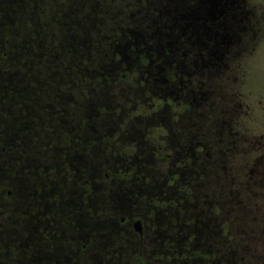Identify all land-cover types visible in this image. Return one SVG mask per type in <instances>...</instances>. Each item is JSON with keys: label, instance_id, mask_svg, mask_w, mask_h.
Here are the masks:
<instances>
[{"label": "rangeland", "instance_id": "1", "mask_svg": "<svg viewBox=\"0 0 264 264\" xmlns=\"http://www.w3.org/2000/svg\"><path fill=\"white\" fill-rule=\"evenodd\" d=\"M221 1L0 0V219H15L22 176L17 153H6L11 147L16 151L9 140H21L29 157L38 135L41 155L49 139L34 130L50 125L56 140L53 155L61 156L67 126L70 161L80 158L70 169L86 171L95 160L100 167L101 264H110L114 253L116 264H130L129 256L137 253L144 264H264V0H241L239 18L216 17L212 33L185 32L190 21L192 28H206L204 15L212 8L237 12L236 0H227L231 7ZM154 9L163 19L144 20L143 14L152 17ZM137 27L146 29L150 47L157 45L150 61L169 60L171 69L149 65V60L127 66L126 60L135 59L130 44L142 37ZM243 27L251 28L242 33ZM209 36L214 55L195 52L194 41L198 38L200 44ZM178 41L183 48L177 55ZM225 49L229 51L217 67L208 68V61L213 64ZM185 59L189 65L207 66L194 83L206 96L191 101L192 112L174 121L177 85L171 82L179 78L177 61ZM165 97L171 99L165 102ZM167 122L184 131L174 139L176 151L188 142L193 147L202 143L185 162L187 174L182 163L173 162L171 142L161 138L162 126L171 129ZM146 138L153 144L143 143ZM28 166L26 160L22 171L30 184ZM51 166L61 186L60 162L42 161L39 170ZM74 182L82 185L73 179L69 188H75ZM88 183L92 187V177ZM37 187L46 188L39 182ZM126 193L134 205L129 211L116 207ZM123 203L130 208L125 197ZM135 221L144 229L142 239L133 231ZM69 224L68 235L78 236L80 229ZM94 226L84 228L82 236L93 237ZM8 235L17 237V229L0 228V237L9 241ZM4 240L2 254L24 250L22 244ZM86 252L94 256L93 243L86 244Z\"/></svg>", "mask_w": 264, "mask_h": 264}, {"label": "flooded vegetation", "instance_id": "2", "mask_svg": "<svg viewBox=\"0 0 264 264\" xmlns=\"http://www.w3.org/2000/svg\"><path fill=\"white\" fill-rule=\"evenodd\" d=\"M112 1H117V0H112ZM236 1L238 2L237 12L230 11L232 12L230 13L228 7H227V11L226 10L218 11V7L215 8L216 11H214L212 8L210 10H207L206 14L204 15L205 20H208L207 25H205L207 26L206 28L205 27H203L202 29H199L197 27L192 28L193 22L190 21L188 25H186L184 28L185 32L187 29H191L190 35H192V33H194L195 36H198L199 33H202V35L203 34L207 35L206 31L212 33L211 26L213 24H217L216 17L217 19L218 17H220L221 19L225 18L228 19V21H229V17L239 18L240 13L242 12L241 10L242 1L241 0H236ZM221 2L222 4H225L227 3V0H223ZM227 4L229 5V3ZM229 7L231 6L229 5ZM157 11L159 10L153 11L152 17L150 15L148 16L146 14H143V17H145L144 20L146 21L162 20L163 14H161L160 12L158 13ZM215 14L218 15L216 16ZM248 15H250V12ZM246 23L249 24L248 21H246ZM158 27H160V25ZM138 28L140 27H137L136 29ZM250 28L251 27L245 29L243 27L241 32L243 33L245 31L246 33L247 31L250 30ZM138 30H141L142 33L140 34V36L142 37L136 41H132V43L130 44V47L133 48L131 52V56L135 57V59L131 58L126 60L127 66L131 69L135 65L138 64L140 65L142 63H145L146 60H149L147 61L149 65L153 66V63H155V65L158 68H163L167 66V68L171 69L170 66L171 62L169 60L150 61L149 53L151 54L152 51H155L157 49V45L154 46L151 45L150 47L147 44L146 38L148 37L147 36L148 33L146 29L145 31H143V29H138ZM132 31L134 32L133 24H132ZM211 35L214 36L215 33L214 35L213 34ZM226 35L229 37V33H226ZM210 39L211 36L205 39L206 42H201L199 44L197 38V43L196 41H194L195 47L192 46L195 48L193 50H195V52L196 50L202 51L203 54L205 53L204 55H207L209 52L213 51L211 55H214L215 49H213V47L210 46L211 45V43L209 42ZM227 42L228 44H226V48L230 46L229 41ZM167 47H169L168 44H166L161 50L163 54L166 53ZM182 48H183V43L178 41V43H176V47L174 48L177 55L182 50ZM228 51L229 50H227V52ZM227 52L225 49V52L223 51L217 57V60L213 64L210 61H208V68L212 69L213 67H215L216 63L221 62L223 56ZM141 57L142 60H140ZM184 57H186V53L184 54ZM204 61L205 60H203L202 62ZM197 62L198 60L196 59V63ZM176 64H177L176 69L179 72V78H175L174 81L171 82L177 85L174 92L175 95L177 96V98L175 99L176 103L173 104V110L175 111L173 115H175L174 117H176L174 121H176L177 119L183 120L185 116H187L192 112L194 106L192 105L191 101L194 102L198 98L200 97L203 98L206 96L196 91L194 83L199 78L196 76V74L202 73L204 69H207L206 68L207 66L204 64H202L200 67H198L197 64L189 65V62H187L186 59L177 61ZM38 78L40 77L38 76ZM122 79L120 77V80ZM163 99H165L166 101L165 100L164 101L167 102L171 98L165 97ZM187 100H190L188 104H187ZM167 123H169L171 129H169L166 126H162L161 138L166 142L167 141L171 142L170 144H172L173 154H174L173 162L182 163L180 168L184 170L182 171L183 174L185 173L187 174L188 169L185 162L189 163L188 161L189 158H191L195 154L198 145L202 143H196L195 147H193L194 146L193 143L188 142L182 147H180L178 151H176V147L174 146V139L179 136L183 137L184 131L180 127V125L178 124H176V126L173 125L175 124V122L173 123L167 122ZM45 125L46 124L42 123L40 127L36 126L35 127L36 130H34V134L37 132H42L45 135V138L49 139L48 143L46 144L47 147L44 150L40 151L41 155L38 154L37 145H36V142L39 141L38 135H35V138H33L34 144L30 147L31 155L29 157L24 154L26 152V149H24L23 142L21 140L18 141L17 144L11 140H9L10 143H7L8 145H12V144L16 145L14 146L16 148V151L10 146L11 147L10 150L6 153L8 154L11 152H14L15 154L17 153V173L22 176L18 178L19 187H17V214L13 215L15 219L14 218L12 219L11 216L9 217L5 216L2 219H0V228L8 227V228H13L15 231L17 229V237L16 236L11 237L8 235L7 237H9L8 239L9 241L4 240L7 239L6 237L4 238L0 237V241L4 240L7 244L14 243L17 244V246L22 244L24 250L18 252L15 255L14 254L10 255V253L2 254V252H0V264H79L78 260H80V264H88L86 263L87 258L89 260H94V264H101L102 255H101V251H99V249L101 248V236L99 234H100L102 205L100 202V196H101L100 167H98L97 165L98 161L96 160L94 161L95 166L92 163H90L86 171L83 172L82 169H80L81 167H78L77 169L74 170L70 169V165L72 166V168H74L75 167L74 164H76L74 161L79 160L80 158H74L73 162L70 161L69 147H68L69 144L68 127L66 126L65 131L63 129L64 133L62 134L61 137L62 142H60L61 148L64 151L62 152L61 156L58 155L54 156L53 154L55 151L56 140L53 137L54 135L52 131L53 127L50 125L47 126ZM39 128L41 129L39 130ZM192 134H193L192 131L188 133L189 136H192ZM192 137L193 138L197 137V134H193ZM146 142L147 144H153L150 138L143 139V143ZM81 144H82L81 141H77L78 147L81 146ZM2 152H5V149H2ZM168 158L169 156L167 157V159ZM26 160H29L30 162V166H28L29 172L27 173L30 179L32 177L33 180V183L31 180L30 184H27V181L23 179L24 171L22 170ZM42 161H44L47 164L58 163V162L62 164L63 181L61 186L58 183L59 180V177L57 176L58 172H56L53 169V166L48 167L47 170L46 169L39 170L40 163ZM70 170H72V172H70ZM42 174L47 176V177H42V179L45 178L44 181H41L39 179V177H41ZM70 174H71V178L69 177ZM91 177L93 179L92 187L88 183V181L91 180ZM73 179L82 181V185L74 182L73 185H76L75 188L74 187L69 188V180L71 181ZM38 182L40 187L42 188H43V184L45 185L46 188L44 191H42L39 187H37ZM141 189L142 188H140V190ZM141 193L145 195V191H139L137 194H141ZM7 195H10V192H8ZM121 196L123 197V200L125 197L128 200V204L131 206L130 208H128L123 203V200L122 201L120 200L122 198L121 197L119 198L116 207L127 209L128 211L133 209L134 205L132 207L131 204L132 200L129 197L130 194L126 193L125 195L123 194ZM75 206H78V208H74ZM91 211L93 212L95 226L92 223L91 218L88 217V214H91L90 213ZM124 220L125 218L122 217L120 219V222L125 223L126 221L124 222ZM70 221L73 223L74 230L78 231V228L80 229L79 231L80 234L78 236L68 235L70 233L69 232ZM82 222L86 223L87 225L85 226V224H82ZM137 222L140 224L139 232H136L134 228ZM91 226H94L96 234L94 233L93 237H90V235L87 236L84 235L83 237L82 235L83 232L85 231L84 228L86 229L91 228ZM132 228L134 233L140 239L144 237V229L139 221L133 222ZM58 231L62 233L67 232L66 233L67 235L60 236L58 234ZM91 243L94 244V249H95L94 256L92 258L90 254L86 252V244H91ZM72 252H73V257L70 258V253ZM114 255L113 257L110 256V260L112 261L110 264H116L115 260L117 257L116 255L115 256Z\"/></svg>", "mask_w": 264, "mask_h": 264}, {"label": "trees", "instance_id": "3", "mask_svg": "<svg viewBox=\"0 0 264 264\" xmlns=\"http://www.w3.org/2000/svg\"><path fill=\"white\" fill-rule=\"evenodd\" d=\"M187 252H189L190 255H193V253H191L190 251H187ZM189 258H192V257L189 256L186 259L188 260ZM142 259H144L142 253H137L135 256L133 255H131V257L129 256L128 260H131L130 264H144V260L142 262Z\"/></svg>", "mask_w": 264, "mask_h": 264}, {"label": "water", "instance_id": "4", "mask_svg": "<svg viewBox=\"0 0 264 264\" xmlns=\"http://www.w3.org/2000/svg\"><path fill=\"white\" fill-rule=\"evenodd\" d=\"M134 228H135V231L136 232H139L140 231V224L137 222L136 224H135V226H134Z\"/></svg>", "mask_w": 264, "mask_h": 264}]
</instances>
